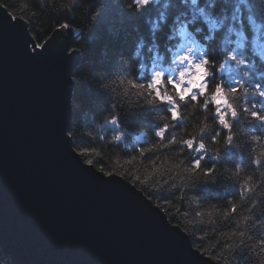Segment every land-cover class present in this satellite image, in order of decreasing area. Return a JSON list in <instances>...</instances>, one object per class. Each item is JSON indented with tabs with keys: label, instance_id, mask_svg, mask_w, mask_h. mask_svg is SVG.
Segmentation results:
<instances>
[{
	"label": "trees",
	"instance_id": "trees-1",
	"mask_svg": "<svg viewBox=\"0 0 264 264\" xmlns=\"http://www.w3.org/2000/svg\"><path fill=\"white\" fill-rule=\"evenodd\" d=\"M0 4L25 21L38 46L54 30L71 31L65 34L70 37L68 48L77 50L79 59L70 75L67 134L84 162L133 184L186 233L192 247L216 264H264L260 0H0ZM201 13L213 26L192 22ZM182 27L187 41L200 49L205 72L203 91L186 95L162 70L171 64ZM106 28L118 41L104 34ZM113 115L117 123L105 122L96 129V123ZM120 128L126 132L114 141ZM248 215L252 219L241 224ZM4 264L17 263L6 255Z\"/></svg>",
	"mask_w": 264,
	"mask_h": 264
},
{
	"label": "water",
	"instance_id": "water-1",
	"mask_svg": "<svg viewBox=\"0 0 264 264\" xmlns=\"http://www.w3.org/2000/svg\"><path fill=\"white\" fill-rule=\"evenodd\" d=\"M70 32L38 46L0 4V248L17 264H216L133 184L73 149Z\"/></svg>",
	"mask_w": 264,
	"mask_h": 264
},
{
	"label": "clouds",
	"instance_id": "clouds-1",
	"mask_svg": "<svg viewBox=\"0 0 264 264\" xmlns=\"http://www.w3.org/2000/svg\"><path fill=\"white\" fill-rule=\"evenodd\" d=\"M179 2V0H178ZM193 2H197V0H193ZM260 6H261V9L262 11H264V0H260ZM193 23H206L208 24V26H213L212 25V21H211V18L207 15H204V13H201L200 16H194L193 17V20H192ZM225 25L228 23L227 21L224 22ZM77 34H78V30H77ZM104 34L108 37H110L113 41H118V37L116 36V34H114L112 31H110L109 29H105L104 30ZM181 34H184L183 32ZM182 59V57L180 58ZM188 72L187 68H183L180 70V80H184L185 78V74ZM203 73H202V70L197 66L195 68V71L191 74L188 75V84H189V88L188 89H184L185 92L187 91H190L191 87H194V86H198V82L199 80L201 79ZM177 87H179V83L177 84ZM80 105H82L81 103V100H80ZM72 106V105H71ZM86 110V109H85ZM105 122L107 123H117V117L115 115H113L111 118H108V117H104L103 119H101L98 123H96L95 127L97 130L101 129ZM119 127V125H117ZM126 132V129L124 128H120L119 132H117L115 135H113L112 139L114 141H119L122 139V137L124 136ZM89 134H91V131H89ZM258 137H253V139H257ZM254 163H259V159L257 158V160H254ZM241 170V165L238 163L236 165V172L239 173ZM235 175V174H234ZM157 182L159 183V177H157ZM250 184V182H247ZM251 190V188H249V191ZM246 195V194H245ZM242 199L244 198V196L241 197ZM192 199H195V197H192ZM253 206H255V202L253 203ZM252 219V216L251 215H248L246 217H244L242 220H241V224H243L245 221L247 220H251ZM243 235H246V233H244ZM243 235L240 237L241 239V243H243ZM233 247H238L239 245L237 244H233L232 245ZM8 256L10 259H13L14 260V256L11 252L9 251H5L3 248H0V264H4L5 262V256Z\"/></svg>",
	"mask_w": 264,
	"mask_h": 264
},
{
	"label": "rangeland",
	"instance_id": "rangeland-1",
	"mask_svg": "<svg viewBox=\"0 0 264 264\" xmlns=\"http://www.w3.org/2000/svg\"><path fill=\"white\" fill-rule=\"evenodd\" d=\"M66 28H68V27H63L61 30H65ZM73 32V31H72ZM73 33H75V32H73ZM183 51H184V49H183ZM182 57V59H180ZM193 59L194 60H197V57L196 56H194V57H187L185 54H180V55H178V57H177V67H178V69H177V71H176V73H177V76H176V78H175V80H176V82H177V84L179 83V87L181 86V87H183V90L184 89H188V75L189 74H191V73H193L194 71H195V68L198 66L199 68H200V63H199V61H197V62H193ZM183 68H187V70H188V72L185 74V78H184V80H180V75H179V73H180V70L181 69H183ZM201 69V68H200ZM201 80H202V77H201V79L199 80V82H198V85H200L201 84ZM187 84V85H186ZM174 85H176L175 83H174ZM177 88V87H176ZM13 260V259H12ZM14 261V260H13ZM15 262V261H14Z\"/></svg>",
	"mask_w": 264,
	"mask_h": 264
}]
</instances>
